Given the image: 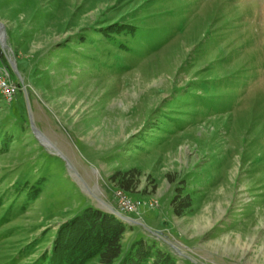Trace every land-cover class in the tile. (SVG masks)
Returning a JSON list of instances; mask_svg holds the SVG:
<instances>
[{
    "label": "rangeland",
    "instance_id": "rangeland-1",
    "mask_svg": "<svg viewBox=\"0 0 264 264\" xmlns=\"http://www.w3.org/2000/svg\"><path fill=\"white\" fill-rule=\"evenodd\" d=\"M0 22L18 87L0 91V264H34L85 208L115 214L129 171L156 205L120 217L125 250L264 264V0H0Z\"/></svg>",
    "mask_w": 264,
    "mask_h": 264
},
{
    "label": "trees",
    "instance_id": "trees-1",
    "mask_svg": "<svg viewBox=\"0 0 264 264\" xmlns=\"http://www.w3.org/2000/svg\"><path fill=\"white\" fill-rule=\"evenodd\" d=\"M10 141L4 132L3 144L8 146ZM135 176L133 171L116 172L112 178L119 180L128 191L135 184ZM33 193L29 192L28 197L32 198ZM191 206L189 194L173 200L174 213L178 216L184 215ZM126 223L100 208H85L61 224L52 249L34 264H84L92 257H98L100 264H176L178 256L164 250L155 239L140 238L125 250L122 241L127 232Z\"/></svg>",
    "mask_w": 264,
    "mask_h": 264
},
{
    "label": "built area",
    "instance_id": "built-area-1",
    "mask_svg": "<svg viewBox=\"0 0 264 264\" xmlns=\"http://www.w3.org/2000/svg\"><path fill=\"white\" fill-rule=\"evenodd\" d=\"M0 88L8 89V92L10 93V100L13 99L16 93L18 92V87L8 78H6V76L1 71H0ZM144 206L145 205L136 201V199H132L127 195L118 193L117 209L128 212V215L139 211V209ZM154 206L155 205H153L152 207Z\"/></svg>",
    "mask_w": 264,
    "mask_h": 264
},
{
    "label": "bare ground",
    "instance_id": "bare-ground-1",
    "mask_svg": "<svg viewBox=\"0 0 264 264\" xmlns=\"http://www.w3.org/2000/svg\"><path fill=\"white\" fill-rule=\"evenodd\" d=\"M0 37L2 38L3 41H5V35L3 34V32L0 33ZM0 91L2 92V94H3V96H4L5 99L10 100V93L8 92V89L0 88ZM40 136H41V138H42L43 140H45V142L47 141L49 144H51V142H49V141L46 139V137H44V136L41 135V134H40ZM118 193H122L123 195H127V196L130 197V195H129L126 191H124V190H119ZM226 194H227L226 192H221V193L219 194V199H221L222 197H226ZM219 199H218V200H219ZM136 201L140 202L141 204H143V205H145V206L148 205V206L152 207L153 205H156V203H155L154 201H152V200H151L150 202H144L143 200L136 199ZM117 211H118L119 213H121L123 216L128 215V212H125V211H123V210H119V209H117Z\"/></svg>",
    "mask_w": 264,
    "mask_h": 264
},
{
    "label": "water",
    "instance_id": "water-1",
    "mask_svg": "<svg viewBox=\"0 0 264 264\" xmlns=\"http://www.w3.org/2000/svg\"><path fill=\"white\" fill-rule=\"evenodd\" d=\"M0 27H1V28L3 27V25H2L1 22H0ZM0 33H2V32H0ZM3 34L5 35L4 32H3ZM13 64H14V66H16L15 62H13ZM113 212H115V214H116L117 216H119V217L125 219V217H124L121 213H119L117 210H114Z\"/></svg>",
    "mask_w": 264,
    "mask_h": 264
}]
</instances>
